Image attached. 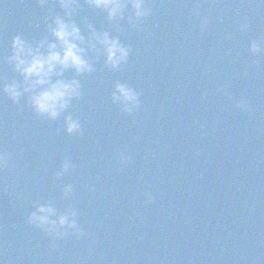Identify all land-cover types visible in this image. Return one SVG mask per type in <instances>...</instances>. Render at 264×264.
I'll return each mask as SVG.
<instances>
[{
  "label": "water",
  "instance_id": "1",
  "mask_svg": "<svg viewBox=\"0 0 264 264\" xmlns=\"http://www.w3.org/2000/svg\"><path fill=\"white\" fill-rule=\"evenodd\" d=\"M79 5L81 34L107 31L128 58L66 70L80 95L55 119L0 91V264H264V0H145L131 22L130 5L119 20ZM57 14V0H0V88L22 80L12 37L53 39ZM116 83L137 93L131 111ZM37 201L74 210L80 231L28 223Z\"/></svg>",
  "mask_w": 264,
  "mask_h": 264
},
{
  "label": "clouds",
  "instance_id": "2",
  "mask_svg": "<svg viewBox=\"0 0 264 264\" xmlns=\"http://www.w3.org/2000/svg\"><path fill=\"white\" fill-rule=\"evenodd\" d=\"M46 2L47 0H38L41 6ZM57 3L64 10V16L54 15L51 23L47 25V31L53 39L49 40L45 35L38 42L32 43L20 35L12 37L11 55L6 59L22 80L4 82L0 88V91L14 103L23 94H28V101L33 110L48 119H55L69 105L73 97L80 95V83L77 79L62 78L66 70L72 69L77 75L91 72L93 65L90 62L89 52L102 54L105 64L113 68L126 61L129 53V49L121 44L117 37L110 36L107 31H97L91 24H87V37L81 34L80 28L72 19L80 6L79 0H57ZM85 3L106 12L108 20H119L128 5L133 10L132 15L128 17L130 22L133 18L138 20L149 14L145 0H85ZM250 48L256 51L258 45L253 42ZM112 99L114 102H119L124 111H131L138 103L137 93L121 83H116ZM64 122L69 133L80 131L79 122L70 114L65 116ZM6 163L7 154L0 152V166ZM68 167L69 164L65 161L62 168L67 170ZM70 192L71 186H65V195ZM75 215L74 210L57 213L51 202L41 204L37 201L34 204V211L28 216V223L40 227L53 237H63L67 228L80 231L75 219L72 218ZM53 216L56 219H52Z\"/></svg>",
  "mask_w": 264,
  "mask_h": 264
}]
</instances>
